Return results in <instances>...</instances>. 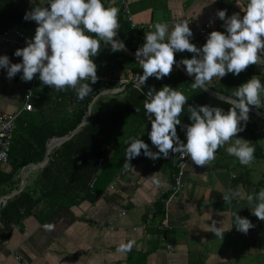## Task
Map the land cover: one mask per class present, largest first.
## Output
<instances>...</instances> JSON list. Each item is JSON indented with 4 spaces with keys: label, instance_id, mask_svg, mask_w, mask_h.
<instances>
[{
    "label": "crops",
    "instance_id": "1",
    "mask_svg": "<svg viewBox=\"0 0 264 264\" xmlns=\"http://www.w3.org/2000/svg\"><path fill=\"white\" fill-rule=\"evenodd\" d=\"M121 1L127 3L137 25L162 22L167 23L171 31L176 19H186L193 35L205 24H209L212 31L225 32L224 22L216 13L225 10L226 17L235 13L242 15L247 4V0ZM30 3L31 0H16L22 11L27 10ZM102 3L106 8L121 10L113 0H102ZM14 53L13 46L0 41V56H7L11 64L16 63ZM175 55L190 59L187 51ZM241 73L264 79V64L251 65ZM21 77L22 72L9 79L6 69L0 68V112L12 114L22 109L23 93L29 82ZM121 78L111 82L113 86L106 90L118 89ZM217 79L214 77L205 85L213 87ZM150 87L158 91L162 86L159 80L148 79L142 88L147 93ZM47 89L51 88L43 85L40 92ZM120 97L119 92H104L94 99L92 107L103 112ZM34 101L35 97L32 114L36 113ZM254 109L264 115V108ZM25 115L24 111L20 114L14 137L19 135L17 126ZM241 125L244 131L236 138L249 141L255 148L254 155H264V120L249 112L247 123L241 122ZM137 130L146 132L149 128L130 122L122 124L121 130L106 146L107 156L100 164L101 169L115 148L122 147L128 134ZM177 134L185 142L178 127ZM229 144L220 147L215 159L205 166L188 162L182 190L168 210L169 229L165 233L154 229L161 221L158 205L173 187L171 167L178 153L155 161L141 154L130 161L134 171L126 167L124 157L109 183L102 185L105 176L101 170L99 179L103 176V182L99 180V190L75 193L81 196L76 204L59 208L40 204L34 213L12 224L9 235L0 243V264H264V221L252 214V205L246 199L248 194L257 193L264 174V158L256 156L251 164L241 165L236 157L227 154ZM150 149L158 151L153 145ZM44 167L32 168L27 173L25 186L32 183ZM153 177L160 180L159 185L152 182ZM228 189L240 192L230 203L222 199ZM235 212L254 225L247 234L237 231ZM213 222L224 233L222 240L209 231L208 226ZM43 225H47V229ZM129 241H135L131 251H117L121 243Z\"/></svg>",
    "mask_w": 264,
    "mask_h": 264
},
{
    "label": "clouds",
    "instance_id": "2",
    "mask_svg": "<svg viewBox=\"0 0 264 264\" xmlns=\"http://www.w3.org/2000/svg\"><path fill=\"white\" fill-rule=\"evenodd\" d=\"M119 11L117 7L106 8L102 0H47V6L34 7L25 13L24 19L34 21L37 27L34 37L26 41L27 46L14 53L22 62L11 64L7 56H0V68L6 69L9 79L22 72L21 79L25 82L38 74L43 85L58 91L73 89L77 98L83 100L92 93L89 82L95 84L98 80L92 58L99 53L101 42L110 45L113 52L124 47L114 39L120 26ZM216 15L224 22L226 34L212 31L200 48L190 42L193 33L186 20L175 23L171 31L167 23L153 24L154 30L145 34L143 46L135 53L143 71L142 75H136L137 85L143 86L150 77L161 80L170 76L177 52L193 54L191 59L179 61L187 75L194 77L193 89L203 88L214 77L222 79L229 73L239 75L251 65L264 64V0H247L242 15L235 13L226 17L225 10ZM262 94L264 84L254 76L232 93V98L226 101L231 105L227 112L220 107L189 105L191 123L182 126L185 143L178 137L177 126L181 125L179 117L188 103L186 95L167 85L158 91L150 87L143 108L151 126L148 137L158 151L153 152L140 138L130 139L125 150L126 167L134 171L130 161L140 156L142 150L143 155L153 161L179 153L195 165L205 166L215 159L216 151L229 142L227 154L236 157L241 165L251 164L255 148L249 141L236 137L244 131L241 122L247 123L249 106L264 108ZM152 182L160 184L155 177ZM239 196L238 189H228L222 199L230 203ZM246 199L252 205V214L264 221V189L248 194ZM233 216L237 231L247 234L254 227L237 212ZM208 228L223 239L224 233L215 222ZM134 244L135 241L121 243L117 251L127 253Z\"/></svg>",
    "mask_w": 264,
    "mask_h": 264
},
{
    "label": "trees",
    "instance_id": "3",
    "mask_svg": "<svg viewBox=\"0 0 264 264\" xmlns=\"http://www.w3.org/2000/svg\"><path fill=\"white\" fill-rule=\"evenodd\" d=\"M38 6H47V0H31L25 11L17 7L16 0H0V33L19 27L30 38H33L37 25L34 21H26L24 16L26 12ZM118 21L120 26L117 34L126 48L135 53L144 44V36L149 31L131 29L121 13L118 15ZM92 59L97 66V76L108 74L113 80L122 77L129 79L130 82L119 92L121 97L113 101L105 111L100 112L93 106L87 123L69 140L50 152L48 164L37 172L34 181L0 206V243L9 235L11 225H16L24 216L34 213L37 205L46 203L58 208L69 207L81 199V196L75 195L78 191L89 193L92 189L99 190L98 187L101 186L99 180L102 181L103 176H105V183L102 185L109 183L119 170L130 139L140 138L149 145V148L152 145L148 137L151 126L146 120L143 108L146 93L143 86L137 85L136 80V75L143 74L139 62L125 54L123 50L113 52L111 46L103 42H101L99 53ZM175 59L179 62L183 58L175 55ZM251 78L252 75L243 73L228 74L222 79L218 78L210 89L232 98V93L236 88ZM149 79L155 78L150 77ZM260 81L264 84V79ZM192 83L175 66L170 76L159 80L160 86H170L186 95L188 103L179 117L181 123L186 125L191 123L187 112L189 105L220 107L225 112L231 107L229 103L212 98L201 88L193 89ZM89 84L92 93L83 100L77 98L73 89L58 91L51 88L41 91L38 97L36 96L34 101L36 113L26 112V115L21 118L17 126L19 135L12 141L8 162L0 164V196L17 191L21 182L20 173L23 169L29 164L40 163L45 155L46 144L53 138L69 136L85 118L90 103L101 92L113 86L111 82L104 86L90 82ZM263 96L264 94L262 98ZM137 108L138 112L135 111ZM34 117H36L35 123L33 122ZM125 122L139 126L145 125L149 130L130 132L122 147L115 148L101 169L99 161L103 162L107 156L106 146L110 145L114 135L121 130ZM256 156L264 158L262 153L254 155ZM175 163L176 158L171 167L172 174ZM101 170L104 175L99 179ZM261 189H264V174L258 183L257 193ZM162 209L163 202L158 205V216L161 218Z\"/></svg>",
    "mask_w": 264,
    "mask_h": 264
},
{
    "label": "built area",
    "instance_id": "4",
    "mask_svg": "<svg viewBox=\"0 0 264 264\" xmlns=\"http://www.w3.org/2000/svg\"><path fill=\"white\" fill-rule=\"evenodd\" d=\"M113 1L116 2L118 7L121 9L120 11H121L122 17L129 24L131 29H139V30H145V31L152 30L151 24L137 25L135 22H133L129 7L125 1H121V0L120 1L113 0ZM185 20L186 19H176V22L185 21ZM186 21L189 23V26H190L189 20H186ZM211 32H212L211 26L209 24H205L197 29V34L193 35L190 38V42L195 44L197 48H200L202 46V43L206 42L207 37ZM31 39L32 38H30L25 33V31L19 27H14L12 29H8L0 33V41L13 46L15 51L17 49H22L26 47L27 46L26 41L31 40ZM189 55L191 59L193 54L189 53ZM21 62H22V58L16 56V63H21ZM97 77H98V80L96 84L102 85V86L107 85L108 83L114 81L108 74H100ZM38 79H39L38 74H36L34 78L31 81H29V84L25 88L24 93H23L24 103H23L22 109L12 114L0 112V164H6L8 162L11 143L16 133V123L18 121L20 114L23 111L24 112L34 111L32 99L34 97L36 98V96L38 97V94L41 93V92L36 93L35 85ZM129 82H130L129 79L121 78L119 80L118 89L105 90L101 92L99 95L103 94L104 92H112V93L120 92L124 88V86L127 85ZM145 98H146V95H145ZM183 125H186V124L181 123V125L177 127L185 136V132L182 128ZM185 143H186V137H185ZM189 161H190V158L188 157L182 158L179 153L176 156V163L174 167V172L172 174L173 187H172L171 192L165 197L163 201L162 218H161L160 223L154 229L156 232L165 233L169 229L168 210L172 202L176 199L177 195L182 190L185 173H186V167ZM101 162L102 160L99 161V164H101ZM112 187L113 185H110L109 189H112ZM43 228L47 229V225H43ZM142 228H145V225H143ZM134 230H136V228H134ZM167 249H169L168 245H167Z\"/></svg>",
    "mask_w": 264,
    "mask_h": 264
},
{
    "label": "water",
    "instance_id": "5",
    "mask_svg": "<svg viewBox=\"0 0 264 264\" xmlns=\"http://www.w3.org/2000/svg\"><path fill=\"white\" fill-rule=\"evenodd\" d=\"M114 39L117 41V42H120L124 45V43L122 42V40L120 39L119 35L116 34V36L114 37ZM143 46V45H142ZM141 46V47H142ZM123 52L125 54H127L128 56L132 57L133 59L137 60V57L135 55V53L131 52L130 50H128L126 48V46L124 45L123 47ZM176 60V59H175ZM138 61V60H137ZM185 77H187L189 80H191L192 82H194V77H190L187 75L186 71L184 70L183 66L180 65V63L176 60V64L174 65ZM206 94H208L209 96H211L212 98L216 99V100H219V101H223V102H226L228 99H230V97H227V96H224V95H220L216 92H214L213 90H211L208 86L204 85L203 88H201ZM93 102L94 100L90 103L89 107H88V110H87V114L85 116V118L83 119V121L80 123V125L69 135V136H66V137H62V138H55V139H52L47 148H46V152H45V157L43 159L42 162L38 163V164H29L27 165L24 169H23V173H22V181H21V185L19 187V189L11 194H8V195H4V196H0V206L2 204H4L6 202L7 199L9 198H12L13 196H15L16 194L20 193L23 188L25 187V184H26V177H27V173L32 169V168H42L44 166H46L49 162V152L52 148L56 147V146H60L61 144H63L65 141L69 140L72 136H74L77 131L82 127L84 126L89 117H90V114H91V109H92V105H93ZM227 103V102H226ZM250 108V111L251 113H253L254 115L260 117L261 119L264 120V115H262L261 113H259L256 109H254L253 107L249 106Z\"/></svg>",
    "mask_w": 264,
    "mask_h": 264
},
{
    "label": "rangeland",
    "instance_id": "6",
    "mask_svg": "<svg viewBox=\"0 0 264 264\" xmlns=\"http://www.w3.org/2000/svg\"><path fill=\"white\" fill-rule=\"evenodd\" d=\"M42 86H43L42 82L38 79L36 81V89H37V92H40V89H42Z\"/></svg>",
    "mask_w": 264,
    "mask_h": 264
}]
</instances>
